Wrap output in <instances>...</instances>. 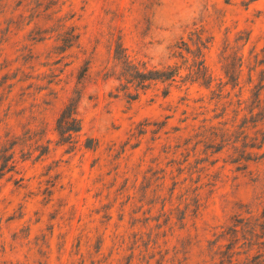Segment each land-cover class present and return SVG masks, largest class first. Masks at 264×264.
<instances>
[{"label": "rangeland", "instance_id": "374dc122", "mask_svg": "<svg viewBox=\"0 0 264 264\" xmlns=\"http://www.w3.org/2000/svg\"><path fill=\"white\" fill-rule=\"evenodd\" d=\"M0 164V264H264V0H0Z\"/></svg>", "mask_w": 264, "mask_h": 264}, {"label": "trees", "instance_id": "16d2710c", "mask_svg": "<svg viewBox=\"0 0 264 264\" xmlns=\"http://www.w3.org/2000/svg\"><path fill=\"white\" fill-rule=\"evenodd\" d=\"M159 75H160V73L162 74V75H164L163 74V72H157ZM146 76V74H143V78L145 79V80H147L148 78H146L145 76ZM173 76V71L171 70V71H168L167 72V74L166 75H164L163 77H172ZM148 77V76H147ZM149 78H151V77H149ZM70 110H71V108L69 109V112H70ZM68 112V113H69ZM67 113V114H68ZM68 117L67 118H65L66 117V115L63 117V121L62 122H60V125H62L63 126V128H64V131L65 132H70V134H72V133H77V132H79L80 131V129H81V126H80V122H79V120H78V118L75 116V112H73V108H72V112H71V114L69 115H67ZM64 119H66V120H64ZM10 157H11V159L13 158V153L11 152V155H10ZM9 160V159H8ZM14 166V165H13ZM2 166H1V164H0V174H3L2 172H3V170H4V168H1Z\"/></svg>", "mask_w": 264, "mask_h": 264}]
</instances>
